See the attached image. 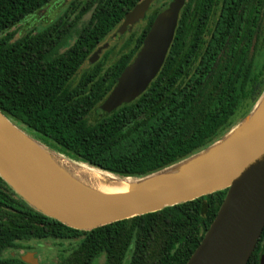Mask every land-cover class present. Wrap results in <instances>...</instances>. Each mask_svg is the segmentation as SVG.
I'll return each mask as SVG.
<instances>
[{
    "label": "trees",
    "instance_id": "1",
    "mask_svg": "<svg viewBox=\"0 0 264 264\" xmlns=\"http://www.w3.org/2000/svg\"><path fill=\"white\" fill-rule=\"evenodd\" d=\"M56 1L0 0V110L78 163L120 178L151 175L225 136L264 93V0L156 1L141 34L87 68L143 0H72L56 21L16 38L15 27ZM175 1L183 9L158 76L137 100L97 118L157 16ZM226 194L82 231L34 210L0 177V264H15L12 253L32 239L75 243L59 264H93L101 255L105 264L128 256V264H187Z\"/></svg>",
    "mask_w": 264,
    "mask_h": 264
},
{
    "label": "water",
    "instance_id": "2",
    "mask_svg": "<svg viewBox=\"0 0 264 264\" xmlns=\"http://www.w3.org/2000/svg\"><path fill=\"white\" fill-rule=\"evenodd\" d=\"M129 12L113 39L145 19L153 3ZM183 3L161 12L143 46L115 88L95 110L110 115L142 96L163 68L173 44ZM108 48L94 53L91 63ZM52 154L110 180L128 181L124 191L100 192L73 180L46 156ZM0 177L30 207L70 228L92 231L163 211L217 192L227 194L202 242L187 264H248L264 230V93L250 113L225 136L200 152L142 178H120L78 163L28 134L0 110ZM23 262L38 264L33 254Z\"/></svg>",
    "mask_w": 264,
    "mask_h": 264
},
{
    "label": "rangeland",
    "instance_id": "3",
    "mask_svg": "<svg viewBox=\"0 0 264 264\" xmlns=\"http://www.w3.org/2000/svg\"><path fill=\"white\" fill-rule=\"evenodd\" d=\"M71 1L72 0H59L53 2L41 12L29 17L27 20H25L23 23L19 24L13 29V31L16 32V38L22 37L29 30H40L45 28L52 22L56 21L61 15H64ZM168 1L170 0H166L165 2ZM88 18L89 15L85 17V19ZM145 25V22L138 24L133 30V32L126 34L124 37L120 38L119 41L111 38L112 36L114 37V35L111 34L108 39L104 42L109 44L106 51L110 47H114V51H119L124 41L128 40L133 33H136L137 35L141 34ZM87 66L88 63L84 66V68H87ZM17 125H19L20 128H22L31 136L35 138L38 137V134L28 129L25 125ZM75 247V243L70 241H62L55 239H32L30 241L24 242L23 249L18 250L17 253H12V255L15 258V264H28L23 262L22 259L25 255L30 253L34 255L35 259L38 261V264H59L70 255V253ZM20 260L22 261V263H20ZM105 260V255H101L100 257H97L96 260H94L93 264H105ZM129 260L130 256L126 258L124 264H128Z\"/></svg>",
    "mask_w": 264,
    "mask_h": 264
},
{
    "label": "bare ground",
    "instance_id": "4",
    "mask_svg": "<svg viewBox=\"0 0 264 264\" xmlns=\"http://www.w3.org/2000/svg\"><path fill=\"white\" fill-rule=\"evenodd\" d=\"M46 156L57 168L66 172L73 180L93 190L100 192H119L126 190L129 186L128 181L119 182L118 180H110V176L100 171L77 168L52 154L46 153Z\"/></svg>",
    "mask_w": 264,
    "mask_h": 264
},
{
    "label": "flooded vegetation",
    "instance_id": "5",
    "mask_svg": "<svg viewBox=\"0 0 264 264\" xmlns=\"http://www.w3.org/2000/svg\"><path fill=\"white\" fill-rule=\"evenodd\" d=\"M170 6V5H169ZM168 6V7H169ZM167 9V8H166ZM149 12V11H148ZM148 14V13H147ZM147 14H146V17H147ZM146 17H145V19H143V20H141L138 24H140V23H142V22H145L146 23ZM138 24H136L134 27H133V29H132V31H130V32H126L124 35H126V34H128V33H131V32H133V30L135 29V27L138 25ZM120 27V26H119ZM119 29V28H118ZM118 29L113 33V35H115L116 34V32L118 31ZM123 37V36H122ZM111 38H113V36L111 37ZM119 41V40H118ZM105 44H108V43H103L97 50H96V52L100 49V48H102ZM108 46H109V44H108ZM104 51H106V50H104ZM104 51L100 54V57H99V59L95 62V63H91L90 61H91V59H92V57H93V55L89 58V60H88V66L89 65H93V64H96V63H98L100 60H101V58L103 57V53H104ZM96 52H94V53H96ZM87 66V67H88ZM254 256H256V258H255V260L254 261H256L257 263L256 264H264V230H263V232H262V234H261V237H260V239H259V241H258V243H257V245H256V248L254 249Z\"/></svg>",
    "mask_w": 264,
    "mask_h": 264
}]
</instances>
